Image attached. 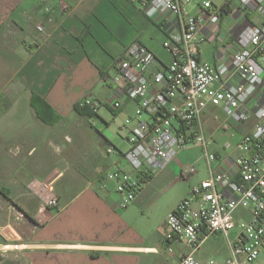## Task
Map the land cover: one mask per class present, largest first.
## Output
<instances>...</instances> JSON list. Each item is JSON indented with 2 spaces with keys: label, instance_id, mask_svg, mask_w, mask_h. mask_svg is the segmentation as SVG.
I'll return each instance as SVG.
<instances>
[{
  "label": "crops",
  "instance_id": "obj_1",
  "mask_svg": "<svg viewBox=\"0 0 264 264\" xmlns=\"http://www.w3.org/2000/svg\"><path fill=\"white\" fill-rule=\"evenodd\" d=\"M263 18L264 5L259 14L248 17L228 5L217 25L205 18L206 27L198 34L199 58L211 63L225 59L241 47V31ZM166 37L136 0H0V263L120 264L124 257L122 264H130V253L158 252L156 239L134 238L133 217L160 207V224L166 227L169 213L208 176L202 154L187 158L179 152L130 206L119 209L114 183L101 176L117 158L96 149L90 171L78 165L69 172L56 150L51 160L37 155V147H51L50 129L78 115L74 106L87 97L101 102L99 111L105 107L115 119L133 115L135 103L129 99L121 108L111 106L115 61L139 40L154 52V66L166 67L173 59L163 46ZM33 93L60 116L56 124L37 117L30 104ZM215 113L221 109L209 106L204 113L206 133L213 139L211 150L227 159L238 150L226 143L234 141V146L254 120L231 121L233 130L225 131ZM191 164L197 165V172L185 179L182 170ZM61 168L66 172L57 177L54 189L63 184L74 195L66 201L58 195L59 206L50 207L42 199V182ZM204 245L197 256L214 258ZM188 251L183 244L175 262ZM229 256L230 247L226 257L217 259L223 264ZM255 264H264V252Z\"/></svg>",
  "mask_w": 264,
  "mask_h": 264
},
{
  "label": "built area",
  "instance_id": "obj_2",
  "mask_svg": "<svg viewBox=\"0 0 264 264\" xmlns=\"http://www.w3.org/2000/svg\"><path fill=\"white\" fill-rule=\"evenodd\" d=\"M136 1L166 31L163 46L173 59L157 68L154 52L135 40L115 61L116 95L111 106L121 108L127 99L135 103L133 115L123 125L129 130L124 137L127 150L107 148L109 155H118L104 175L114 183L117 207L130 206L172 158L199 145L208 176L167 217L165 240L171 245L183 243L189 250L174 264H220L215 258L197 256L215 233L229 241L230 256L223 264H255L264 252V18L241 31L240 48L211 63L199 58L198 34L206 27L205 18L215 25L221 22L223 6L204 0L195 14L184 0ZM229 5L248 17L262 11L264 0H230ZM79 103L95 113L102 105L92 97ZM209 106L221 109L213 116L225 131L233 130L231 121L254 120L234 146L226 143L238 150L227 159L211 150L213 139L203 118ZM196 172L197 165L191 164L181 176ZM60 175L42 182L46 191L42 199L50 207L59 205L54 183Z\"/></svg>",
  "mask_w": 264,
  "mask_h": 264
},
{
  "label": "rangeland",
  "instance_id": "obj_3",
  "mask_svg": "<svg viewBox=\"0 0 264 264\" xmlns=\"http://www.w3.org/2000/svg\"><path fill=\"white\" fill-rule=\"evenodd\" d=\"M184 1L186 2L187 9L191 13H196V10L199 9L200 5L204 2V0ZM211 1L214 5L222 7L228 0ZM99 112V116L88 118L74 114L72 117H69V119L57 123L55 127L50 129L51 140L53 141L52 146L50 147L48 145L47 147L45 146L46 144L39 145L37 147V155L42 158H44V156H49L52 160L55 155L52 150L54 149L58 153V156L63 158V166H68L69 172H71L72 168L74 170L80 168L78 165L82 166L84 172H88L96 164V158L94 157L96 149L104 155H107V148L111 145L126 151L128 143L124 137L128 134L129 130L123 128L126 119L125 115L119 114L115 119L105 107ZM232 143L234 144V141H232ZM45 148L46 150H44ZM180 152L185 154V157L192 158L199 154H203V149L199 145H193ZM111 156L113 158H118L117 154H112ZM199 166L198 168L200 169L201 165L199 164ZM110 167L111 166L105 167L101 175L102 177ZM65 172L66 171L61 168L56 170L52 175L54 176L58 173L63 175ZM191 177L192 176L185 179ZM200 182L201 180L199 183ZM76 188H78V186H74V189ZM55 193L60 195L62 201H66L67 198L74 195L71 191L67 193L63 184L59 183L55 188ZM161 218L160 207H155L145 214L139 212L133 217L131 232L134 238L145 240H149L150 238L156 239L155 245L158 247V252H152L150 254L130 253L129 256L133 259L130 264H173L178 258L180 247H182L183 244L175 242L171 245L165 240L166 227L160 224ZM230 236H234V231L230 232ZM139 244H142V242H139ZM204 249L216 260H218L217 258L222 259L226 257L229 252V241L225 235L215 233L206 242ZM123 258H121L120 264H122ZM8 263L11 264V260H8ZM8 263L3 262V264Z\"/></svg>",
  "mask_w": 264,
  "mask_h": 264
},
{
  "label": "trees",
  "instance_id": "obj_4",
  "mask_svg": "<svg viewBox=\"0 0 264 264\" xmlns=\"http://www.w3.org/2000/svg\"><path fill=\"white\" fill-rule=\"evenodd\" d=\"M228 5L229 1L223 5V9H225V7ZM30 104L35 110L37 117L47 124L54 125L61 119L60 116L54 111L52 106L44 98L36 93H33ZM74 111L82 117L88 118L98 116V113H95L90 107L81 106L80 103H77L74 106Z\"/></svg>",
  "mask_w": 264,
  "mask_h": 264
}]
</instances>
